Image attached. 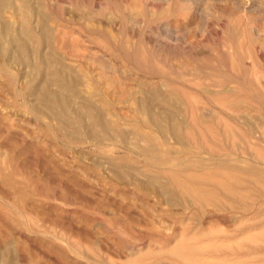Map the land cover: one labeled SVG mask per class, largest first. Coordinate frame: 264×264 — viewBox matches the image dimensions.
Listing matches in <instances>:
<instances>
[{
	"label": "rangeland",
	"instance_id": "rangeland-1",
	"mask_svg": "<svg viewBox=\"0 0 264 264\" xmlns=\"http://www.w3.org/2000/svg\"><path fill=\"white\" fill-rule=\"evenodd\" d=\"M263 97L264 0H0V264H264Z\"/></svg>",
	"mask_w": 264,
	"mask_h": 264
},
{
	"label": "bare ground",
	"instance_id": "bare-ground-1",
	"mask_svg": "<svg viewBox=\"0 0 264 264\" xmlns=\"http://www.w3.org/2000/svg\"><path fill=\"white\" fill-rule=\"evenodd\" d=\"M23 2V1H22ZM29 6V5H28ZM27 6V7H28ZM29 9V8H28ZM23 15V14H22ZM30 15H31V13H30ZM30 20V19H29ZM28 29V28H27ZM32 30V29H31ZM104 31V30H103ZM28 32V31H27ZM99 32V30L97 31V33ZM101 32L102 31H100V34H101ZM29 33H30V30H29ZM103 35H106V34H104V33H102ZM38 38V37H37ZM40 39V38H39ZM38 39V40H39ZM108 41V40H107ZM111 41V40H110ZM41 42V41H40ZM120 42V41H119ZM40 44V43H39ZM113 46H114V44H113ZM116 46V48L118 49V47H117V45H115ZM26 50H27V48H26ZM130 51H131V49H130ZM123 52V51H122ZM127 52V51H126ZM26 53H28V52H26ZM119 53H121V52H119ZM121 55H122V53H121ZM130 55V54H129ZM137 55V54H136ZM131 56V55H130ZM36 57H37V54H36ZM34 58V57H33ZM146 59V58H145ZM3 60V59H2ZM28 61H30V59L28 58L27 59ZM131 60V59H130ZM129 61V60H128ZM133 61H135V60H133ZM139 62V61H138ZM31 64V63H30ZM29 64V65H30ZM38 64V63H37ZM132 64V63H131ZM139 64H140V62H139ZM31 65H33V64H31ZM36 64H34L33 65V67L35 66ZM137 65V64H136ZM150 68H152V66L150 67ZM149 68V69H150ZM36 69V68H35ZM37 70H38V68H37ZM60 71L61 72H59V73H57L56 75H55V77H56V79L59 81V82H62V85H60L59 87H58V89H57V92H59V93H57V92H55V93H50V92H45L43 89L41 90H39V92H38V98H39V100H40V103H42L44 106H49L50 107V109H53V110H57V114H56V116L60 119V114H59V112L62 114V112L64 111L65 112V105H66V103H65V101H64V98L62 97L63 95H65V94H69L70 93V85H72V84H74V83H76V84H74V85H77L78 83V79L77 78H74L73 76H71V77H65V70H64V68H62V67H60ZM153 71H154V68H153ZM35 72H38V71H35ZM35 72H34V75H35ZM155 72V71H154ZM13 75V74H12ZM37 75V74H36ZM11 76V75H10ZM15 76V75H14ZM38 76V75H37ZM160 76V75H159ZM12 78H13V76H11ZM15 78V77H14ZM13 78V79H14ZM165 78H167L166 76H165ZM222 78V77H221ZM168 81V80H167ZM178 81V80H177ZM57 82V81H56ZM221 83V82H220ZM222 84V83H221ZM219 86V85H218ZM253 96V95H252ZM183 98V97H182ZM262 99H264V97L262 98ZM255 100V99H254ZM259 101V100H258ZM261 103H262V101H261ZM258 104H260V103H258ZM85 105H87L85 102L82 104V105H80V106H82L83 108L84 107H86ZM263 105V104H262ZM262 105H261V108H263L262 107ZM200 108V107H199ZM264 109V108H263ZM219 111V110H218ZM117 112V111H116ZM208 112V111H207ZM210 112V111H209ZM220 112H221V110H220ZM187 113H188V111H187ZM116 114V113H115ZM117 114H118V112H117ZM116 114V115H117ZM228 116H231V115H228ZM123 118V117H122ZM137 118V117H136ZM135 118V119H136ZM229 117H227V119H228ZM131 120L132 119H134V118H130ZM134 119V120H135ZM234 119V118H233ZM137 120V119H136ZM232 120V119H231ZM138 121H139V119H138ZM137 121V122H138ZM235 121L236 120H234V123H235ZM238 121V120H237ZM140 122V121H139ZM233 123V122H232ZM142 123H140V125H141ZM144 125V124H143ZM237 125V124H236ZM241 125V124H240ZM145 126H143V128H144ZM148 127V126H147ZM113 128H115L116 129V126L114 125L113 126ZM150 128V127H149ZM160 128V127H159ZM241 128H242V126H241ZM151 129V128H150ZM193 129V128H192ZM151 130H154V129H151ZM166 130V128H164V127H161V131H165ZM244 130H245V128H244ZM247 130V129H246ZM245 130V131H246ZM158 131V130H157ZM181 131V130H180ZM203 131V130H202ZM244 131V132H245ZM157 133V132H156ZM172 133H173V135H176V131H172ZM204 133H205V131H204ZM245 133H247V134H250L248 131L247 132H245ZM157 134H159V133H157ZM206 135V134H205ZM196 137V136H195ZM161 138V137H160ZM162 141H164L163 139H162ZM173 141V140H172ZM196 141H197V139H196ZM167 142V141H166ZM174 142V141H173ZM63 143V142H62ZM96 143V142H95ZM99 143V142H98ZM167 143H169V142H167ZM175 143V142H174ZM95 145V144H94ZM98 145V144H97ZM180 145V144H179ZM184 146V145H183ZM202 146V145H201ZM170 147H173V146H170ZM96 148H97V146H96ZM174 148V147H173ZM181 148V147H180ZM176 149V148H175ZM188 149V148H187ZM178 150H180V149H178ZM209 150V149H208ZM191 151H194V150H191ZM199 151H201V150H199ZM199 151H197V152H199ZM186 152V151H185ZM196 152V151H195ZM196 152V153H197ZM203 152H205V151H203ZM226 152V151H225ZM225 152H223V154H225ZM228 152L230 153V151L228 150ZM176 153V152H175ZM174 153V154H175ZM188 153H190V152H188ZM201 153V152H200ZM205 153H208V152H205ZM220 153V152H219ZM227 153V152H226ZM232 153V152H231ZM169 154V153H168ZM183 154H185V153H183ZM183 154H182V156H183ZM213 153H211V155H212ZM228 154V153H227ZM181 155V154H180ZM190 155V154H189ZM192 155V154H191ZM194 155V154H193ZM235 156H236V153L234 154ZM238 155V154H237ZM240 155V154H239ZM170 156H171V154H170ZM188 156V155H187ZM194 156H197V155H194ZM194 156H191V157H194ZM235 156H233V159H234V157ZM178 157V156H177ZM190 157V156H189ZM202 155H201V158L200 159H202ZM205 157V156H204ZM204 157H203V159H204ZM210 157V156H209ZM112 158V157H111ZM139 158H140V156H139ZM142 158V157H141ZM147 158V157H146ZM183 158V157H182ZM187 158V157H186ZM198 158H199V155H198ZM211 158H214V157H211ZM232 157H228V158H217V157H215L214 159H212L213 161H211L210 160V162H212L213 163V167L211 168V170L209 171V172H207L205 175H207V176H210V175H212L214 178H216L218 181H215V183L217 184V185H219V184H222L226 179H229L230 178V172H229V170H236V171H240V170H242V167H243V165L244 166H246L245 164H241L242 165V167H240V165L238 166V165H235L237 162H235V163H231V161H230V159H231ZM238 158V157H237ZM236 158V159H237ZM251 158V157H250ZM253 159H255L254 157H252ZM148 159H150V158H148ZM184 159V158H183ZM206 159V158H205ZM208 159V158H207ZM210 159V158H209ZM229 159V160H228ZM233 159H231V160H233ZM236 159H234V160H236ZM119 160V159H118ZM145 159H143V161H144ZM177 160H179V159H177ZM180 160H181V158H180ZM187 160V159H186ZM250 160V159H249ZM258 160V159H257ZM148 160H146V162H147ZM184 161H185V159H184ZM261 161V160H260ZM150 162V161H149ZM158 162V161H157ZM166 162V161H165ZM183 162V161H182ZM245 162V161H244ZM243 162V163H244ZM246 162H248L249 163V161H246ZM151 163V162H150ZM150 163H149V165H150ZM173 163V162H172ZM209 163V162H208ZM212 163H210V165L212 166ZM252 163L254 164V162L252 161ZM119 164V163H118ZM145 164V163H144ZM153 164V163H152ZM174 164L175 163H173L172 165H170L168 168H170L171 166H174ZM186 164V163H185ZM185 164L183 165V166H185ZM240 164V163H239ZM146 165V164H145ZM149 165H147V166H149ZM153 165H155V164H153ZM157 165V164H156ZM155 165V168L157 167ZM176 165H178V164H176ZM180 165H181V163H180ZM257 164L255 163V166H256ZM151 166V165H150ZM206 166L207 165H205V168H206ZM257 166H259V165H257ZM154 167V166H153ZM163 168V166H160V168ZM167 167V166H166ZM165 167V168H166ZM181 167V166H180ZM187 167V166H186ZM188 168H190L191 169V166L189 167L188 166ZM192 168H194V165H192ZM197 168V167H196ZM244 168V167H243ZM246 168V167H245ZM247 168H248V170H252L253 168L252 167H250V166H247ZM260 169H261V167H259ZM157 169V168H156ZM159 169V168H158ZM195 169V168H194ZM193 169V170H194ZM202 170V169H201ZM263 170V169H262ZM200 171V170H199ZM254 171H256V170H254ZM258 172H260V171H258ZM261 174V173H260ZM263 174H264V172H263ZM251 182V181H250ZM249 182V183H250ZM254 186V185H253ZM251 187V186H250ZM244 188V187H243ZM252 188V187H251ZM259 191V190H258ZM260 193V192H259ZM223 195V194H222ZM225 196V195H224ZM177 197V196H176ZM258 197V196H257ZM178 198V197H177ZM263 198H264V196H263ZM262 199V198H261ZM181 201V200H180ZM220 201V200H219ZM236 201V200H235ZM186 202H187V204H188V201L186 200ZM181 203V202H180ZM183 205V204H182ZM184 207V206H183ZM196 207V206H195ZM218 207H219V205H218ZM252 207V206H251ZM250 207V208H251ZM253 207H254V204H253ZM197 208V207H196ZM226 208V207H225ZM187 209H188V207H187ZM199 210V209H198ZM228 210V209H227ZM230 210H232V212H233V209H230ZM216 211V210H215ZM237 211V210H236ZM235 211V212H236ZM251 211H253V208L250 210V213H251ZM207 212V211H206ZM218 212V211H217ZM222 212V211H221ZM227 212H229V211H227ZM240 212V211H239ZM241 212H243V211H241ZM248 213H249V211H247ZM200 213V212H199ZM229 213H231V212H229ZM248 213H246V214H248ZM177 214V213H176ZM175 214V215H176ZM212 214V213H211ZM221 214H223V212L221 213ZM220 214V215H221ZM242 214V213H241ZM200 216H201V214H200ZM204 216V215H203ZM205 216H206V214H205ZM178 217V216H177ZM175 218V217H174ZM179 218V217H178ZM177 218V219H178ZM200 218V217H199ZM209 218V217H208ZM204 219H205V217H204ZM183 220V219H182ZM262 221V220H261ZM173 222H174V220H173ZM235 222V221H234ZM264 222V221H263ZM263 222H261V223H263ZM217 223H218V220H217ZM226 223V222H225ZM237 223V222H236ZM260 223V224H261ZM197 224V223H196ZM234 224V223H233ZM259 223H257V225H258ZM174 225V224H173ZM203 225V224H202ZM202 225H201V227H202ZM178 226V225H177ZM204 226V225H203ZM173 227V226H172ZM174 228V227H173ZM245 229V228H244ZM248 229V228H247ZM251 230V229H250ZM172 231V230H171ZM232 231V230H231ZM242 231V230H241ZM162 233V232H161ZM163 234V233H162ZM171 234H172V232H171ZM243 234V233H242ZM148 235V234H147ZM150 235V234H149ZM152 236H155V234L154 235H152ZM156 236H157V234H156ZM155 236V237H156ZM172 236V235H171ZM222 235H220L219 237H221ZM236 236H238V235H236ZM236 236H233V237H236ZM161 237V236H160ZM174 237H176V236H174ZM233 237H231V239L233 238ZM209 238V236L207 237V239ZM225 238H228V237H225ZM224 238V239H225ZM172 239H174V238H172ZM220 238H218V240H219ZM164 240V239H163ZM170 240V239H169ZM205 240V239H204ZM216 240V239H215ZM166 241V240H165ZM168 241V240H167ZM198 243V242H197ZM166 244V243H165ZM169 244V243H168ZM167 245V244H166ZM151 247V246H150ZM162 247H166L165 245L163 246V244H162ZM251 246H249V248H250ZM159 248H161V247H159ZM256 248V247H255ZM261 248V247H260ZM260 248H258V249H260ZM263 249V248H262ZM255 250V249H254ZM225 251V250H224ZM257 251V250H256ZM262 251H264V250H262ZM226 252V251H225ZM238 252V251H237ZM244 252H246V251H244ZM250 252H252V250L250 251ZM249 252V253H250ZM258 252H261V251H258ZM135 253V252H134ZM222 253V252H221ZM236 253V252H235ZM241 253H243L242 251H241ZM204 254V253H203ZM213 254H215V253H213ZM218 254V253H217ZM223 254V253H222ZM230 254V253H229ZM237 254H239V253H236V255ZM247 254V253H246ZM251 254V253H250ZM165 255V254H164ZM209 255V254H208ZM241 255V254H240ZM239 255V256H240ZM245 255V254H244ZM132 256V255H131ZM213 256V255H212ZM217 257H218V255H216ZM219 256H220V253H219ZM164 257V256H163ZM172 258V257H171ZM158 259H160V258H158ZM173 259V258H172ZM156 260V259H155ZM176 260V259H175ZM258 260H261V259H258ZM257 259H256V261H258ZM264 260V259H263ZM142 262V261H141ZM178 262V261H177Z\"/></svg>",
	"mask_w": 264,
	"mask_h": 264
}]
</instances>
